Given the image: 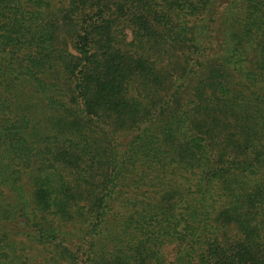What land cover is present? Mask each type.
Listing matches in <instances>:
<instances>
[{
  "label": "trees",
  "instance_id": "obj_1",
  "mask_svg": "<svg viewBox=\"0 0 264 264\" xmlns=\"http://www.w3.org/2000/svg\"><path fill=\"white\" fill-rule=\"evenodd\" d=\"M0 264H264V0H0Z\"/></svg>",
  "mask_w": 264,
  "mask_h": 264
}]
</instances>
